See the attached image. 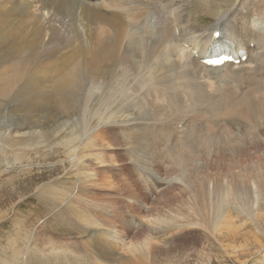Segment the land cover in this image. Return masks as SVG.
<instances>
[{
    "label": "rangeland",
    "instance_id": "374dc122",
    "mask_svg": "<svg viewBox=\"0 0 264 264\" xmlns=\"http://www.w3.org/2000/svg\"><path fill=\"white\" fill-rule=\"evenodd\" d=\"M173 1L170 6L181 14L183 29L191 31L197 39L205 36L206 31H202L214 25L216 17L223 10L229 14L243 1L251 8L264 2ZM156 2L153 6L159 4L160 0ZM162 4L168 6L169 3ZM246 9L243 8L240 16H247ZM129 18L138 19L132 15ZM240 18L237 17L238 24L241 23ZM160 19H155L158 21L155 29L157 35ZM133 23L134 32L145 31V27L150 29L148 22ZM140 27L144 28L138 30ZM179 31L175 33L177 36ZM185 48L191 51V47ZM249 49L250 53L252 50L258 51L254 45ZM192 57L199 62L197 52L194 51ZM171 58L179 62L178 58ZM155 62L159 63L158 60ZM252 63L249 61L242 67L248 70ZM228 67L226 70L233 68ZM176 75L180 76L179 73ZM204 83L207 86L206 80ZM241 88L247 89L245 85L231 87L236 92V98L241 97ZM106 93L100 92L102 96L91 107V114L96 115L88 117L90 124L87 135L80 139L79 145L75 142L79 147L76 151L64 143L60 144L68 141L72 132L76 131L67 117L74 115L70 104L65 109L67 116H58L53 120L46 103L30 99L28 103L34 109L28 108L27 111L16 105V94H12L0 108V264H120L124 261L117 258L116 252L113 259L99 261L87 245V238L82 236L83 230L90 227L91 230L98 229V233L108 232L107 229L111 227L118 230L120 246L116 245L118 247L114 249L129 256L137 253L136 245L147 241L150 257L144 263L138 260V264H264V191L255 184V174L260 171L264 173V119L252 124L225 114L213 121L202 113L189 111L183 117L176 116L175 119L158 121L153 125V118L144 120L141 111L135 107L127 110L125 106L120 110L121 102L115 101L107 103L108 108L107 105L98 104L106 99ZM183 93L186 97V93ZM213 93L217 96L221 94ZM186 100L189 107L192 102ZM206 113H209V109ZM32 115H36L34 119L37 122L34 129L29 131L24 119L28 116L30 119ZM167 118L171 117H164ZM206 120L209 122L208 131L214 133L218 131L217 128L220 129L222 136L224 133L229 136L231 145L228 141L229 144L224 145L225 142L217 138L219 149L213 148L210 158L203 154L197 158L199 170L190 162L188 169L180 171L172 161H162L168 146H180L175 162H180L188 154L194 155L195 137L184 135L174 142L175 132L196 131L199 137H209V133L201 130L199 123L196 124ZM189 121H192L190 128L186 129L184 126ZM155 126L167 127L165 134L170 135V139L165 147L158 150L162 155L150 161L144 157L149 156V149H144L146 152L141 154L133 149L136 146L140 148V143H143L141 146L148 144L144 138L146 133H142L146 127ZM127 134H130L129 137ZM188 139L193 140L189 142ZM236 139L240 142L234 144ZM203 144L207 142L203 141ZM136 161L146 164L148 169L143 171V166ZM181 175L189 177V185L179 181ZM203 183L209 189L221 185L224 187L222 194L203 193L202 196L199 185ZM218 203L222 205L221 210L217 208ZM213 225H216L215 229ZM130 260H134V257Z\"/></svg>",
    "mask_w": 264,
    "mask_h": 264
},
{
    "label": "bare ground",
    "instance_id": "6f19581e",
    "mask_svg": "<svg viewBox=\"0 0 264 264\" xmlns=\"http://www.w3.org/2000/svg\"><path fill=\"white\" fill-rule=\"evenodd\" d=\"M167 1L168 6L162 4ZM171 1L173 0H160L159 4L153 6L157 3L156 0L149 2H137L136 0H0V108L5 101L8 102L12 94H16L18 96L16 105L27 111L28 108L34 109L28 103L30 99L37 103H46V109L53 120L58 116V118L67 116L65 109L70 104L74 115L67 117L75 128L74 130L79 132L73 131L68 141L59 143L61 145L64 143L69 149L74 148L73 151L79 148L77 145L80 139L87 135V127L90 124L88 117L96 115V113L91 114V107L98 100L100 92L105 93L106 91V99L100 100L98 104L106 106L107 103L115 101L116 103L121 102L120 110L125 106L127 110L135 107L141 111V118L144 120L153 118V125L164 120L166 115L172 117L176 114L179 118L189 111L202 113L213 121L226 114L227 117L233 119L241 118L252 124L256 122L258 124L261 118L264 119V2L261 0L262 3L256 5L255 2L260 0H255L253 1L255 6L251 8L243 1L229 14L228 11L223 10L216 17L214 25L202 31L203 33L206 31L205 36L197 39L191 31L183 29L181 14L170 6L174 3ZM243 8H248L245 17L240 16ZM131 15L138 19L131 20L129 18ZM237 17H241L239 24ZM159 18H161V25L157 28L159 32L157 35L155 29L158 21L155 19ZM133 22H148L150 29L145 27V31L134 32ZM143 28L140 27L138 30ZM178 31L179 36L175 34ZM223 37L235 44L236 56L232 60L234 63L227 60L222 65L215 66L203 62L204 55L210 46L220 42L219 39ZM247 42L251 43L247 45ZM251 45H254L258 51L252 50L250 53ZM185 47H191V51ZM194 51L197 52L200 62L192 57ZM243 55L249 56L248 59ZM172 56L178 58L179 62H175ZM155 60L159 63L157 64ZM249 61L253 63L247 70L242 66ZM228 66H233V68L226 70ZM221 70L224 73H220ZM177 73L180 76H177ZM208 82L211 83L208 84ZM244 85L247 89L241 88L242 95L236 98V92L234 93L231 87ZM182 91L186 93V97ZM213 92L221 94L217 96ZM141 95L144 97H140ZM184 99L192 104L188 107ZM208 109L209 113H206ZM35 117L36 115H32L30 119H28L29 116L24 119L26 120L25 127L29 131L37 122ZM155 127L156 129H153ZM155 127H146L142 133H146L144 138L147 139L146 148L149 149L147 152L150 161L162 155L158 150L165 147L170 139V135L165 134L167 127ZM187 136H194L193 139L197 140L193 142L196 147L195 154H188L180 162L177 161V164L175 160L180 146H168L162 161H172L173 166L176 165L177 170L180 171L188 169L190 162L194 168L199 170L200 166L197 161L199 155L209 157L212 149L218 150L220 144L217 142L218 139L213 138L211 134L209 137L204 135L199 137L196 131H190L185 133L184 137ZM219 138L225 142H223L224 145L227 141L231 145V139L226 133L223 134V139ZM193 139L187 141L192 142ZM203 141L207 144H203ZM239 142L238 139L234 140V144ZM142 144H139L140 148L136 146L133 151L139 154L145 153L146 151L141 148ZM137 163L143 166V171L148 169L146 164L139 161ZM262 172L255 174L257 181L255 184L264 191V173ZM181 176L182 178H178L179 181L188 184L189 177ZM199 186L202 196L203 193L219 195L224 189L221 185L214 189H209V186L204 183ZM217 208L221 210L222 205L219 206L218 203ZM215 228L216 225H213V229ZM93 229L91 230L90 227L83 230L82 236L87 238L85 240L87 245L90 250L92 248L93 255L99 261L106 258L113 259L116 253L120 261L124 260L121 261L122 264H138V260L144 263V260L150 257H148L150 245L147 241L136 245L137 253L129 256L128 253L119 252L120 250L117 252L114 249L116 245H119L118 230L111 227L107 229L108 232L98 233L96 232L98 229ZM258 234L255 236L259 237ZM131 257L132 259L134 257V260H130Z\"/></svg>",
    "mask_w": 264,
    "mask_h": 264
},
{
    "label": "water",
    "instance_id": "95a60500",
    "mask_svg": "<svg viewBox=\"0 0 264 264\" xmlns=\"http://www.w3.org/2000/svg\"><path fill=\"white\" fill-rule=\"evenodd\" d=\"M219 40H220V42L213 43L210 46V48L207 50L206 54L204 55L205 58L203 59V62L208 63V64H212V63L213 64H219L225 60L232 59V58L234 59V57L236 56L235 44H233L231 41H229L226 38H220ZM243 56L246 57L245 55H243ZM166 116H170V115H166ZM175 118H176V114H175L174 118L171 117V118L164 119L163 122H167V121L175 119ZM191 122L192 121H189L188 123H186V125L184 127H187L186 129H189ZM197 123H199L198 126L200 127L201 130L204 129L203 130L204 132L209 133L211 135H214V137L216 139L217 138L219 139V137H221L223 139L222 132L220 131V129L217 128L218 126H214L211 124L212 126L217 128L216 130H218V131H215L214 133H211L212 131H210V130L208 131V129H207V125H209V122L207 120L205 122H203V121L196 122V124ZM160 126H162V124ZM179 132H181V131L178 130L175 132V134L177 133V135L174 136V142H177L180 138H182L185 135V131L182 133H179ZM141 148L144 150L146 148V146H144V147L142 146ZM146 156H144V157L147 160H149L150 156H148V155H146Z\"/></svg>",
    "mask_w": 264,
    "mask_h": 264
}]
</instances>
